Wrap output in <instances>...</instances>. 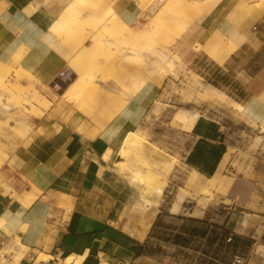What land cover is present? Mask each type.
<instances>
[{"label": "crops", "instance_id": "crops-1", "mask_svg": "<svg viewBox=\"0 0 264 264\" xmlns=\"http://www.w3.org/2000/svg\"><path fill=\"white\" fill-rule=\"evenodd\" d=\"M116 1L114 14L132 27L140 16L137 2ZM241 1L240 10L238 7L230 12L235 16L230 14L215 25L209 24L219 35V43L207 44L203 38L208 25L200 22L181 43L180 54L191 67L199 64L205 69V62L209 61L215 70L232 76L234 97L230 98L252 122L261 124L264 122V57L253 66V58L246 59V55H258L264 50V1L258 8L254 5L259 0ZM98 3L99 0L83 3L79 0H0V63H12V57L19 54L17 66L31 70L43 83L51 85L59 73L68 68L73 53L50 27L72 6L71 12L86 16ZM103 3L104 0L102 7ZM250 6L253 8L248 9ZM198 43L208 46L210 52L197 51ZM215 46L216 52L212 54ZM135 104L136 100L128 101L103 130L78 131L77 126L72 125L74 117L69 120L65 117L64 121L51 108L43 116L30 117L33 131L27 140L9 132L6 133L9 140L0 135V142L5 145L3 154L7 156L0 165L2 255L11 259L15 253H5V247L19 239L29 251L47 255L48 259L74 254L84 256L82 264L135 262L145 252L158 228L157 223L166 212L224 225L235 239L249 240L242 255L246 257V264H264V177L258 178L253 188L246 177L240 179L242 172L233 167V177H230L234 180L233 196L248 184L251 189L248 196L240 197L239 203L245 210L240 216L230 210L221 217L208 213L197 203L187 215L180 214L185 200L177 212L171 210L172 202L166 210L159 202L148 205L143 202L137 210V189L116 170V165L123 163L120 144L136 126ZM4 105H0V124L6 121L8 112L17 110L12 107L11 111H6ZM187 133L192 138L185 156L187 166L205 179L222 172L230 146L223 140L219 118L199 117ZM107 149L112 152L111 161L104 158ZM236 174L238 179L235 180ZM127 220H130L129 225ZM36 259L37 255L29 252L21 264H30Z\"/></svg>", "mask_w": 264, "mask_h": 264}, {"label": "rangeland", "instance_id": "rangeland-1", "mask_svg": "<svg viewBox=\"0 0 264 264\" xmlns=\"http://www.w3.org/2000/svg\"><path fill=\"white\" fill-rule=\"evenodd\" d=\"M86 1L79 0L80 3ZM101 1L99 6L85 13L86 16L71 11L66 13L74 19L75 24L71 36L65 40L73 53L68 63L71 76L61 83L57 78L52 83L58 84L56 88L55 85L53 88L52 84L43 83L31 70L17 66L19 58L0 66V105H10L11 110L12 107L17 108L14 113L8 112V118L0 124V135L9 140L6 134L9 132L27 140L33 131V126L29 124L30 117L43 116L51 108L64 121L74 117L72 125H76L78 131L103 130L128 101L136 100L137 121L130 133H135L138 139L154 145L160 153L169 157V161L160 164L146 155L138 154L137 146L122 153L121 145L128 135L122 140L119 154L123 163H118L116 170L130 186L137 189V210L143 204L142 194L148 193V189L166 178L159 199L164 210L171 202L173 206L174 198L181 194L179 206L171 208L173 212H177L185 200L184 210L180 214L187 215L188 210L197 203L208 213L221 217L230 210L238 216L242 215L245 210L239 203L240 197L248 196L251 189L248 184L238 189L234 197V180L230 177H233L232 169L235 167L242 172L240 179L246 177L253 188L258 178L262 180L264 177V122H252L241 107L233 105L235 101L230 97H234L232 87L235 81L232 76H227L225 84L211 74L216 72L211 62H205V69L199 64L191 67L185 64L180 54V45L187 37L180 39L182 29L200 21L215 25L224 16H235L230 12L238 7L240 10L242 1L135 0L140 16L136 24L132 27L127 25V28L112 24L111 20L117 15L113 11L106 13L103 9L106 2L117 4V1L104 0L103 7ZM263 1L255 2L254 7L258 8ZM148 5L152 6L148 7L149 13L146 12ZM251 8L253 6L248 9ZM160 15L165 19L164 23L159 24L156 32L151 34V23L157 21ZM214 31L207 44L220 42L219 35ZM56 35L59 37L60 29ZM204 47L208 50V46ZM215 49L217 46L213 47L212 54L216 52ZM177 56L180 57L179 61ZM246 56V59L253 58L251 65L255 66L262 61L264 50L258 55L248 53ZM72 83L75 88L65 91ZM204 116L219 118L223 140L230 146L222 172L210 179L199 176L185 162L186 152L192 143L187 132L199 117ZM21 122L26 125L20 127ZM4 148L5 145L0 142V165L7 159L3 154ZM107 150L112 155L111 150ZM137 167L142 168L144 173L136 171ZM237 175L235 180L238 179ZM139 180L147 187L139 186ZM127 223L129 225L130 220ZM157 227L145 252L132 264H235V257L243 255L249 246L247 238L235 239L224 225L214 221H198L165 212ZM125 230L128 231L127 228ZM230 236L232 240L228 241ZM8 245L5 253L13 251L15 255L9 259L0 251V259L5 264H9L19 250L24 255L29 252L37 255L38 261L47 260L43 254L29 251L19 239ZM58 258L61 262L65 259L62 256ZM101 264L107 263L103 261Z\"/></svg>", "mask_w": 264, "mask_h": 264}, {"label": "bare ground", "instance_id": "bare-ground-1", "mask_svg": "<svg viewBox=\"0 0 264 264\" xmlns=\"http://www.w3.org/2000/svg\"><path fill=\"white\" fill-rule=\"evenodd\" d=\"M84 1V0H83ZM144 2V1H143ZM146 2V1H145ZM144 2V3H145ZM148 2H150V0H148ZM34 4V3H33ZM217 4V3H216ZM152 5V4H151ZM150 5V6H151ZM156 5V4H155ZM69 6V5H68ZM68 6H67V8H68ZM115 6H116V3L115 2H113V1H108V2H106L105 4H104V7H103V9L105 10V12L106 13H110V12H112L113 11V9L115 8ZM149 5L148 6H146V9L148 10V11H146V12H148L149 13V9L150 8H148V7H150ZM71 7V6H70ZM73 7V6H72ZM72 7H71V9H72ZM153 7H154V4H153ZM156 7V6H155ZM151 8H152V6H151ZM71 9H70V11H71ZM196 9H198V8H196ZM95 13H97V12H95ZM62 14V13H61ZM68 16L66 15V14H62V15H60L59 16V18H57L56 20H55V22L53 23V25L50 27V30H51V32H53V33H55L56 34V32H57V30H58V32H59V29H60V35H59V38L62 40V41H64V42H66L65 40L67 39V38H69L70 36H71V29L73 28V25H75L74 24V19H72V18H70V17H68ZM165 19L160 15L159 17H158V19H157V21L156 20H154L151 24H152V27H151V29H150V33L151 34H153L154 32H156V29L158 28V26H159V24H161L163 21H164ZM201 22V21H200ZM111 23L112 24H115V25H117V26H119V27H121V28H127V25L128 24H126V22L121 18V17H116L115 19H112L111 20ZM164 23V22H163ZM166 25H167V23H166ZM192 26H190V28H186V29H182V33H180V39L182 40V39H184V37H186L187 36V34L193 29V27L196 25L195 23H192L191 24ZM163 26V25H162ZM165 27V26H164ZM61 28H62V30H61ZM64 28V29H63ZM180 29V28H179ZM178 29V30H179ZM49 31V30H48ZM213 31V27L212 26H210V25H208V27H207V32H206V34L204 35V40L205 41H207L209 38H210V34H211V32ZM178 35V34H177ZM179 36V35H178ZM155 38V37H154ZM178 39V38H177ZM116 42H118V40H116ZM207 47H204L201 43H198V44H196L195 45V49L198 51V50H202V51H204L205 53H207V52H209L207 49H206ZM13 58V60H16V59H18L19 58V54H16V55H14V57H12ZM174 61L171 63V65L173 66L174 65ZM1 65H3V64H1L0 63V66ZM0 72H1V70H0ZM1 76V75H0ZM3 77V76H2ZM0 84L2 85V83H1V81H0ZM74 86V83H72V84H70L69 85V87H66V89H65V91H67V90H72V89H74L75 87H73ZM4 89V88H3ZM12 93V92H11ZM1 94V93H0ZM233 105L234 106H237V107H240L236 102H233ZM5 109H6V111H10L11 110V107H10V105H5ZM181 117V116H180ZM181 118H183V116L181 117ZM26 125V123L25 122H21V126L20 127H23V126H25ZM111 126H113V124L111 125ZM138 147V149H139V151H137V153L139 154H143V155H146L150 160H155V161H157L158 163H160V164H164V163H166L167 161H169V157H168V155L167 154H163V153H160L159 151H158V149L156 148V147H154V145H151V144H149V143H147V142H144V141H141V139H138L136 136H135V133H130V134H128V136L125 138V140H124V143L121 145V152L123 153V152H126L127 150H130V149H135L134 147ZM104 158L107 160V161H111V154H110V152H109V150H107V151H105V153H104ZM135 167V166H134ZM134 170V169H133ZM132 170V171H133ZM136 171H138V172H140L141 174L142 173H144L143 171H142V168H140V167H137L136 168ZM134 173H136V172H134ZM140 173H138V174H140ZM142 177V176H141ZM165 178V177H164ZM141 180H142V178H141ZM141 180H139V182H138V185L139 186H142V185H144V186H146L145 184H143L142 183V181ZM165 184H166V178H165V180H163V182H161L160 184H157V185H155V187L153 186V187H151L150 189H148V191H147V189H146V191L148 192V193H144V194H142V196H141V200H142V202H144L145 203V205H148V204H150V203H152V202H154V203H158L159 202V199L161 198V196H162V194H163V190H164V186H165ZM143 186V187H144ZM147 187V186H146ZM149 188V187H148ZM144 190V189H143ZM143 190H142V192H143ZM181 200H182V197H181V194H178V195H176V197L174 198V200H173V206H172V208H176V207H178L179 206V204H180V202H181ZM7 217V216H6ZM11 241V240H10ZM18 245H20L19 243H18ZM22 250V249H21ZM20 251V250H19ZM17 252V255L13 258V260L9 263V264H21L22 263V261H21V259H23V257H24V252L22 251H20V252ZM43 256V255H42ZM40 257V256H39ZM84 257V256H83ZM83 257L82 256H78V255H74V254H71V255H69V256H66L65 257V259H64V264H82V261H83ZM42 258V257H41ZM44 258L45 259H48L49 258V256H47V255H44ZM1 260V259H0ZM36 261H38V259L36 260ZM102 261H103V259H102ZM103 263V262H102ZM0 264H5V263H3L2 262V260L0 261Z\"/></svg>", "mask_w": 264, "mask_h": 264}, {"label": "built area", "instance_id": "built-area-1", "mask_svg": "<svg viewBox=\"0 0 264 264\" xmlns=\"http://www.w3.org/2000/svg\"><path fill=\"white\" fill-rule=\"evenodd\" d=\"M71 76V71L66 68L65 70L61 71L58 76V81L64 82L66 81L69 77ZM56 87L58 86L57 83L54 84ZM232 237L230 236L228 238V241H231ZM37 260V259H36ZM32 261L30 264H64V262H61L59 258H53V259H48V260H41V261ZM245 258L244 256H236L234 259L235 264H244ZM117 264H132L131 262L127 261H119Z\"/></svg>", "mask_w": 264, "mask_h": 264}, {"label": "trees", "instance_id": "trees-1", "mask_svg": "<svg viewBox=\"0 0 264 264\" xmlns=\"http://www.w3.org/2000/svg\"><path fill=\"white\" fill-rule=\"evenodd\" d=\"M213 76L215 78H219L221 80V82H224L225 84H227V76L224 73H222L221 71L216 70V72H214ZM234 84H235V82H234Z\"/></svg>", "mask_w": 264, "mask_h": 264}]
</instances>
